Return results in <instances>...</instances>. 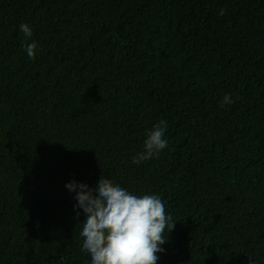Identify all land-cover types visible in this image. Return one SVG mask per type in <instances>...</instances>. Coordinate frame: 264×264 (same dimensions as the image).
<instances>
[{
  "label": "trees",
  "instance_id": "16d2710c",
  "mask_svg": "<svg viewBox=\"0 0 264 264\" xmlns=\"http://www.w3.org/2000/svg\"><path fill=\"white\" fill-rule=\"evenodd\" d=\"M102 175L177 222L157 264H264V0H0V264H91Z\"/></svg>",
  "mask_w": 264,
  "mask_h": 264
},
{
  "label": "clouds",
  "instance_id": "9594fccd",
  "mask_svg": "<svg viewBox=\"0 0 264 264\" xmlns=\"http://www.w3.org/2000/svg\"><path fill=\"white\" fill-rule=\"evenodd\" d=\"M225 13L226 9L220 10V15ZM20 31L25 38L24 51L34 60L38 45L28 42L33 29L22 23ZM233 103L231 94H226L221 107ZM166 130L167 121L162 119L147 131L144 150L131 158L132 163L139 165L158 158L168 146L164 138ZM66 188L75 193V208L86 216V220L79 223L82 225L79 235L81 251L91 256V264H157L158 253L165 251L162 245L168 238L162 234H169L177 223L166 214L159 195L137 196L103 175L95 187L72 181Z\"/></svg>",
  "mask_w": 264,
  "mask_h": 264
}]
</instances>
